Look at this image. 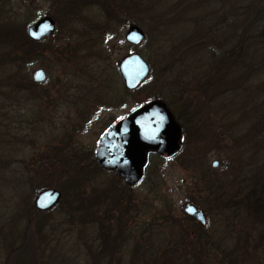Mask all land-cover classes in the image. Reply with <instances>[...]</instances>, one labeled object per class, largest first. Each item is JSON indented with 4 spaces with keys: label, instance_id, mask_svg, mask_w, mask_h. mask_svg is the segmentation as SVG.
I'll return each instance as SVG.
<instances>
[{
    "label": "rangeland",
    "instance_id": "1",
    "mask_svg": "<svg viewBox=\"0 0 264 264\" xmlns=\"http://www.w3.org/2000/svg\"><path fill=\"white\" fill-rule=\"evenodd\" d=\"M65 1L72 3L67 9L62 7ZM87 1L0 0V22L9 21L4 28L8 24L17 26L12 38L23 43L26 53L36 51L41 60L17 65L21 84L29 89L26 77L31 80L37 68L47 75L44 82L30 89L32 100L23 90L13 92L22 85L0 84V233L26 230L28 207L34 206L42 188H54L60 199L46 210L45 229L53 242H49L45 259L50 264H89L88 247H95L94 231L98 227L89 221L75 223L67 212L75 192L83 191L85 198L91 196L84 210L105 209L112 195L131 204L124 202L117 207L123 213V237L119 248L106 257L111 258V264H131L133 258L140 262L141 256L148 258L149 264H262L251 254L242 257L239 250H234L236 242L244 243L236 239V234L250 230L254 219L239 206L242 201H234L239 198L234 195L239 182L234 180V130L226 133L221 128L218 108L195 103L198 95L189 84L190 65L196 56L180 43L196 23L194 16L172 19L168 25L163 19L136 24L123 18L118 23L107 20L98 6ZM155 1L166 9L173 0ZM42 16L54 20L55 31L30 43L27 28ZM203 19L207 23L205 16ZM130 25L144 32V39L137 45L124 39ZM18 36L24 42L18 41ZM133 52L148 63L149 74L137 89L128 90L118 63ZM12 67L5 65L2 72ZM228 95L223 100H228ZM151 98L171 107L180 127V151L162 159L149 154L144 178L128 186L120 174L95 166L92 158L102 133ZM201 118L205 124L198 126ZM243 127L238 124L236 132ZM216 160L218 165L212 166ZM78 165L83 170L71 171ZM248 169L251 173L252 166ZM106 189L109 191L104 192ZM187 203L204 211V225L184 212ZM148 220L155 227L147 229L148 236L141 238L139 233L150 224ZM223 252L229 254L227 259L222 258ZM234 252L238 254L235 257ZM13 258L0 254V264H15Z\"/></svg>",
    "mask_w": 264,
    "mask_h": 264
},
{
    "label": "trees",
    "instance_id": "2",
    "mask_svg": "<svg viewBox=\"0 0 264 264\" xmlns=\"http://www.w3.org/2000/svg\"><path fill=\"white\" fill-rule=\"evenodd\" d=\"M86 3L98 6L107 20L118 23L123 18L126 22L132 20L136 24H143L147 19H163L165 25H168L172 19L180 20L184 15L194 16L196 23L190 19L193 22L191 30L180 43V46L192 49L196 56L190 65L191 75L189 76L190 83L189 81L188 83L193 94L198 95V101L195 103L204 102L213 110L218 108L217 114L219 121L221 120V128L226 130V133L234 130V142L232 140L231 143L234 146V164H236L234 180H239L236 183L238 186H234V195L239 198L234 201H242L239 206L254 219L250 230L236 234V239L244 243L236 242L234 250H239L242 257L251 254L257 262L264 264V0H173L170 6L165 4L168 6L166 9L159 7V3L155 0H88ZM68 4L72 3L65 1L63 9H67ZM210 9L214 12H210ZM203 16L208 19L207 23ZM214 16H217L216 20ZM7 23L9 21L3 24L0 22V84L21 86L20 69L15 71L17 65L21 61L41 60L37 57L36 51L26 53L23 43H17V40L12 38L13 30H17L18 27L8 24L4 28ZM215 30H217L216 33ZM18 41L24 42V38L21 39L18 36ZM27 41L32 40L27 39ZM202 63L206 64L202 65ZM5 65H12L14 68H8L2 72ZM26 80L30 86L29 89L22 85V89L14 88L13 92L20 93L23 90L30 95V100H32L33 92L30 89L35 87L36 83L28 77ZM227 94H229V99L223 100ZM164 101L167 103L166 100ZM169 109L171 110V107ZM223 109H226V112ZM194 113L197 117L198 113ZM226 114L230 117L229 121ZM204 120L201 118L196 124L202 126L205 124ZM231 122H234V125ZM238 124L244 127L242 130L237 129L236 132L235 128ZM179 151L168 156H173ZM149 154H156L161 159L166 157L156 152ZM147 161L148 157L144 166L143 178ZM92 163L98 166L95 157L92 158ZM250 165L252 166L251 173L248 169ZM79 169L78 165L71 168V171L78 173L83 170ZM241 169L248 170L244 172ZM113 171L119 174L118 171ZM108 191L109 189H106L104 192ZM75 193L76 195L74 194L67 204V212L72 220L81 224L89 221L90 224L98 227L94 231L95 247L90 249L91 244L88 247L91 258L89 264H111V258L108 260L106 257L119 248L118 243H121L120 238L123 237L122 228H120L123 213L120 207H117L124 202L131 206L130 202L122 198L119 200V197L112 195L110 201L114 203V206L109 203L110 201H106L105 209L95 208L89 211L84 210V206L91 196L86 195L85 198L83 191ZM106 195L104 194V197ZM96 206L102 207L100 204ZM234 206L239 207L235 204ZM46 214H48L47 211H39L33 205L28 207L25 217L28 224L26 230L21 232L2 230L0 233V242H2L0 254L13 256L15 264H50L45 257L49 242L51 241L52 245L53 239L45 229ZM148 222L150 224L139 233L141 238L148 236L145 234L147 229L151 230L155 227L152 220ZM151 224L153 227L150 228ZM200 229L204 230V226L201 225ZM184 231L186 229H183ZM124 235L126 237L127 234L124 233ZM141 252L142 249L140 254H136V260L140 258ZM152 252H154L153 249ZM226 255L229 254L224 255L223 252L222 258L227 259ZM237 255L234 252V257ZM234 260L239 261V258H234ZM235 262L233 264H236ZM131 264H149V260L141 256L140 262H136L133 258Z\"/></svg>",
    "mask_w": 264,
    "mask_h": 264
},
{
    "label": "water",
    "instance_id": "3",
    "mask_svg": "<svg viewBox=\"0 0 264 264\" xmlns=\"http://www.w3.org/2000/svg\"><path fill=\"white\" fill-rule=\"evenodd\" d=\"M55 31V22L50 16H42L27 28V35L35 41L50 36ZM144 32L137 25H130L125 31L126 42L137 45L144 39ZM118 71L128 90H134L148 76L149 65L133 52L118 63ZM31 78L36 83L46 79L44 69H35ZM180 127L167 105L160 99H154L137 109L127 118L121 119L107 129L100 137L95 149L97 163L105 169H115L123 182L132 186L143 176L146 153L149 151L169 155L180 146ZM218 160L212 166L218 165ZM60 199V193L54 188L41 190L34 198V206L46 211ZM186 214L205 223L204 211L192 204H185Z\"/></svg>",
    "mask_w": 264,
    "mask_h": 264
}]
</instances>
